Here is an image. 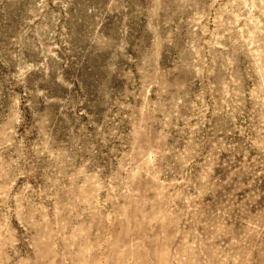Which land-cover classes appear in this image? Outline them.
Wrapping results in <instances>:
<instances>
[{
	"label": "rangeland",
	"instance_id": "1",
	"mask_svg": "<svg viewBox=\"0 0 264 264\" xmlns=\"http://www.w3.org/2000/svg\"><path fill=\"white\" fill-rule=\"evenodd\" d=\"M0 264H264V0H0Z\"/></svg>",
	"mask_w": 264,
	"mask_h": 264
}]
</instances>
